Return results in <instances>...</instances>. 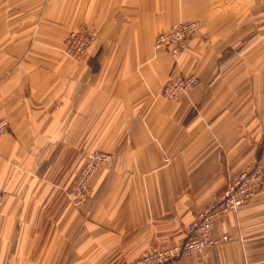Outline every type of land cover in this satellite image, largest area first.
I'll list each match as a JSON object with an SVG mask.
<instances>
[{"label": "crops", "instance_id": "crops-1", "mask_svg": "<svg viewBox=\"0 0 264 264\" xmlns=\"http://www.w3.org/2000/svg\"><path fill=\"white\" fill-rule=\"evenodd\" d=\"M196 20L179 60L155 37ZM86 26L80 63L61 53ZM200 85L169 102L170 73ZM0 264H130L258 160V195L214 225L231 241L172 264H264V0H0ZM111 160L81 208L87 153Z\"/></svg>", "mask_w": 264, "mask_h": 264}, {"label": "built area", "instance_id": "built-area-1", "mask_svg": "<svg viewBox=\"0 0 264 264\" xmlns=\"http://www.w3.org/2000/svg\"><path fill=\"white\" fill-rule=\"evenodd\" d=\"M201 26L197 21H186L177 24L155 38L154 49L169 53L178 59L187 48V42L200 32ZM79 31L77 35L82 33ZM76 35V36H77ZM88 35V34H87ZM207 36V35H205ZM68 39L65 49L71 46L73 39ZM195 76L176 74L170 76L162 90V97L167 101H174L180 95L187 94L198 86ZM5 130V123L0 122V134ZM104 154L95 153L89 156L87 164L83 166L77 177V184L71 193L72 202L82 204L91 194L89 183L91 177L107 161ZM261 163L256 160L250 166L240 171L228 184L227 188L217 199L206 205L198 214L195 221L189 223L184 229V238L180 244L161 246L153 245L141 252L139 257L131 264H170L178 259L200 255L213 247L228 243V235H214V225L229 213L236 212L246 201L256 197L263 186V170ZM2 197H0V203Z\"/></svg>", "mask_w": 264, "mask_h": 264}, {"label": "rangeland", "instance_id": "rangeland-1", "mask_svg": "<svg viewBox=\"0 0 264 264\" xmlns=\"http://www.w3.org/2000/svg\"><path fill=\"white\" fill-rule=\"evenodd\" d=\"M189 21H196V20H189ZM183 22H186V21H183ZM198 22V21H197ZM180 23H182V22H180ZM179 24V23H178ZM177 25V24H176ZM176 25H173L171 28H173L174 26H176ZM199 25L201 26V30H200V35H201V38L202 39H206V38H208V34L207 33H205V32H203L202 30H203V25L199 22ZM171 28H169V29H171ZM82 29H84L85 30V32L88 34H85L84 33V31L82 32V33H80L79 35H77V33L79 32V31H81ZM168 29V30H169ZM167 30V31H168ZM164 32H166V31H164ZM163 33V32H162ZM198 33V34H199ZM160 34V33H159ZM158 34V35H159ZM198 34H197V36H198ZM77 35V36H76ZM205 35H207V36H205ZM196 36V37H197ZM70 37H72L71 39H73V43H71V46H69L68 45V47H67V49L68 50H66L65 49V43H66V41L68 40V39H70ZM157 37V36H156ZM155 37V38H156ZM195 38V37H194ZM193 38V39H194ZM192 39V40H193ZM190 42H191V40H189L188 42H187V48H188V46H189V44H190ZM96 43H97V36H96V33L93 31V30H91V29H89V28H87L86 26H82V25H80V26H78L76 29H74V30H72V31H70V32H68L67 34H66V36L64 37V39H63V41H62V46H61V53H62V56L66 59V60H68V61H70V62H73V63H80L85 57H86V55H87V53L89 52V50L94 46V45H96ZM154 43H155V39H154V41H153V49H154ZM186 48V49H187ZM154 51L156 52V53H162V54H167L172 60H173V62H176L177 60H179L180 59V57L182 56H180L178 59H174L169 53H167V52H164L163 50H162V52H160V51H156L155 49H154ZM186 51V50H185ZM184 51V52H185ZM183 52V53H184ZM182 53V54H183ZM172 75H176V73H170V75H168V77L165 79V81L163 82V85H162V87H161V90H162V88H163V86H164V84H165V82H166V80L170 77V76H172ZM182 75V74H181ZM183 76H193V75H183ZM198 86L200 85V81L198 80ZM197 86V87H198ZM160 97L162 98V99H164L163 97H162V93H161V91H160ZM164 100H166V99H164ZM176 100V99H175ZM174 100V101H175ZM167 101V100H166ZM169 102H172V101H169ZM0 122H4L5 123V130H4V132L2 133V134H0V137H2L3 135H5L6 133H7V130H8V123H7V121H5V120H3V119H0ZM95 153H100V154H104V155H106L107 157H108V159H107V161L105 162V164L98 170V171H96V173L91 177V179H90V183H89V190L91 191V194L87 197V199L82 203V204H79V205H77L76 203H73L72 202V197H71V193L73 192V190L75 189V187H76V184H77V177H78V174L80 173V170L83 168V166L85 165V164H87V162H88V159H89V156L90 155H92V154H95ZM111 160V155L110 154H108V153H106V152H101V151H91V152H89V153H87V156H86V160H85V163H84V165L77 171V174H76V176H75V182H74V185H73V189H72V191L71 192H69L68 193V199L70 200V202H71V204L74 206V207H76V208H81L82 206H84V204H86V202L91 198V196H92V192H93V190H92V187H91V184H92V181H93V178L102 170V169H104L106 166H107V164H108V162ZM262 170H263V168H262ZM263 187V186H262ZM0 197H2V202L0 203V207H1V205H2V203H3V199H4V196L3 195H0ZM199 214V213H198ZM198 216V215H197ZM197 216H196V218H197ZM196 218L193 220V221H195L196 220ZM192 221V222H193ZM191 223V222H190ZM189 224V223H188ZM187 224V225H188ZM186 225V226H187ZM185 226V227H186ZM185 227H184V229H185ZM184 234V233H183ZM165 246H169V244H164ZM153 246V245H152ZM220 246V245H219ZM151 247V246H150ZM149 247V248H150ZM148 249V248H147ZM146 250V249H145ZM144 251V250H143ZM142 251V252H143ZM141 254V253H140ZM139 254V255H140ZM139 255L137 256V258L139 257ZM193 255H196V254H193ZM188 257H190V256H188ZM136 258V259H137ZM185 258V257H184ZM135 259V260H136ZM182 259V258H181ZM134 260V261H135ZM178 260H180V259H178ZM177 260V261H178ZM174 262H176V261H174ZM173 262V263H174ZM132 263V262H131ZM130 263V264H131ZM170 264H172V263H170Z\"/></svg>", "mask_w": 264, "mask_h": 264}]
</instances>
